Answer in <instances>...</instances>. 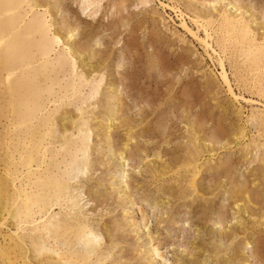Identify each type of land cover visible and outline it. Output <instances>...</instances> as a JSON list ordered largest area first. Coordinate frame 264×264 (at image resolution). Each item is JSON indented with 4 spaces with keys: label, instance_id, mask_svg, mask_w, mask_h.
I'll return each mask as SVG.
<instances>
[{
    "label": "rangeland",
    "instance_id": "obj_1",
    "mask_svg": "<svg viewBox=\"0 0 264 264\" xmlns=\"http://www.w3.org/2000/svg\"><path fill=\"white\" fill-rule=\"evenodd\" d=\"M37 1H41L39 8L34 7L33 11L27 7L30 15L45 17L50 36L58 32L64 35L60 34L61 42L50 56L51 61L59 55L68 60L65 71L57 75L61 81H57L63 86L70 83L73 68L76 74L92 80L91 84L84 80L85 85L74 97H66L56 87L59 100L56 103L54 97L46 98L45 110L40 116L57 112L59 119L65 111L79 115V108L83 109L85 116L81 120L89 126L88 168L66 179L72 193L81 197L79 201L83 200L80 202L89 224L97 227L99 239L102 236L100 253H111L107 264H228L233 256L237 258L234 264H264V224L260 221L264 214V126L258 120H251L253 113L264 114V82L257 83V75L243 64L244 58L238 56V49L230 45L220 29L224 15L237 13L243 17L240 19H247L245 24L253 28L251 35L257 39L255 43L261 44L264 0H220L219 3L148 0L143 4L141 0H96L87 11L82 5L84 0ZM183 21L200 38L208 39L217 53L195 38L183 26ZM68 35H73L70 43L66 41ZM77 46L83 47L85 56L72 59L70 53ZM93 51L97 58L91 61ZM219 54L225 60L239 101L228 92L222 79ZM88 62L93 64V69L86 66ZM91 70L95 71L92 75ZM92 85L101 90L94 97L89 95ZM185 91L191 95L188 103ZM112 120L116 126H112L111 141H107L105 129ZM195 120L203 123L202 133L210 137L207 145L218 136L219 128L226 129L225 138L231 137V142L238 134L237 129H244L246 133L229 146L224 138L215 144L214 152L205 151L199 161L204 173L197 179L198 190L204 198L198 199L189 182L192 173L162 172L166 163L174 166L186 156L193 142L187 127ZM2 121L0 132L5 134L1 130H6V120ZM130 130L134 138L127 150L126 137ZM49 148L54 149L53 145ZM55 148L59 149L60 143ZM120 153L125 156L124 162ZM121 180L129 186L135 205L123 196ZM244 183L258 197V203L250 204L251 212L240 214L232 203L239 185ZM98 184L102 187L100 196L94 190ZM219 184L222 186L217 189ZM91 192L93 196L88 197ZM168 198L173 200L172 204L156 206L160 199ZM58 212L81 216L78 210L66 209V206H56L54 213ZM106 224H113L111 241L104 231ZM233 232L237 233L235 245L229 240ZM147 237L154 240L152 247L160 254L155 261L150 255L152 247ZM113 244L117 247H112ZM211 248L216 256H211Z\"/></svg>",
    "mask_w": 264,
    "mask_h": 264
},
{
    "label": "bare ground",
    "instance_id": "obj_2",
    "mask_svg": "<svg viewBox=\"0 0 264 264\" xmlns=\"http://www.w3.org/2000/svg\"><path fill=\"white\" fill-rule=\"evenodd\" d=\"M219 1L220 0H215L214 2L219 3ZM96 2V0H84L83 3H81L86 10L91 8ZM140 2L143 4L147 3L148 0H141ZM39 4H41V1L38 3L37 0H0V122L6 120L4 123L6 130H1L6 133L3 134L0 132V264H107V261L111 259V253L107 255H105V253H100L102 246L100 241L102 236H100L99 239L100 234L96 229L97 227L93 228L92 225L89 224V218L84 212V206L81 205L80 202L83 200L79 201L80 196H75L72 193V186L69 180L66 179V176L73 178L72 175L75 172H82L84 169L88 168L89 159L86 158L89 154V144L87 141V138H89V126L86 122L81 120V117L85 116L83 109L79 108V115H74L72 112L65 111L64 114H61L59 119L57 112L40 116L45 110L44 103L46 102V98L49 99L54 97L55 102L59 100V92L56 87L59 86L60 92L64 93L66 97H74L85 85L83 84V82H85L84 80H86V84L90 83L92 80L85 79L83 74H76V68H73V72L71 73H74V77L70 83H66L63 86L61 82L57 81V79L60 78L57 75L65 71L68 60L64 55H59L51 61L50 56L55 51V47L61 42L60 37L64 35L60 33V36L57 31L58 33L52 35L53 37L50 36L47 26L48 23L44 19L45 17L35 14L30 15L27 7L32 10L34 7L39 8ZM42 5L44 4L42 3ZM234 6L237 7L236 5ZM49 10H51L50 7ZM241 17L239 14L237 15V13H235V15H224L220 29L221 32L228 37L227 41L231 43L230 45L238 49L237 52L239 55H237L244 58L243 64L249 66L251 70H253L254 75H257V83L261 84L264 82V41L261 44L256 42L258 45L255 43L257 39H253L251 35L253 28L245 24L247 19H240ZM183 26L192 32L196 36L195 38L198 37L208 49L217 53L210 41L200 38L197 33H194L186 25L185 21H183ZM70 32L74 34V32ZM72 36L73 35H68L67 40L64 38L67 43L72 41ZM259 36H264V32ZM208 38H211L210 34H208ZM82 48L78 46L73 48V52L71 51L70 53L73 55V57L71 56L72 59H81L83 55L85 56L84 53H86V51L82 50ZM94 51L90 53L91 61L97 58ZM84 62L82 61V63ZM86 66L92 67V69L94 68L91 62H88ZM219 66H221L222 69V79L228 86V92L238 100L240 97L234 91L228 70L226 69L225 60L221 55ZM93 73H95V71L91 70L90 74L92 75ZM59 80L61 81V79ZM99 90L98 86L92 85L89 95L94 97ZM55 91H57V94ZM184 97L187 99L186 103L191 100L190 93L186 91L184 92ZM242 98L245 99L244 97ZM254 119L258 120L260 122L259 124L264 126V114L253 113L251 120ZM124 122L126 123V121ZM111 123L112 124H109L105 129L107 141H111L112 126H116L114 121ZM189 124L191 125H188L187 128L192 132L190 136L193 137V142L187 150L186 156L183 155L184 157L182 156L180 161L174 166L172 165L173 167L168 166L169 163H166L167 167L165 165L166 168H164L162 172L167 174H172L171 172H173V174L176 175L184 170L185 172L192 173V178H190L191 181H189L190 179L188 181L197 195L196 196L194 193L195 197L198 199V197H203L197 186L198 176L203 172V166L199 161L205 151L214 152L216 148L215 144L221 142L227 134L225 132L226 129L223 130V128H219L217 131L218 136L213 135L214 138L210 139L212 141L207 145L210 137L207 138L206 135L202 133L204 128L203 123L201 122L200 124L199 120H195L194 123L190 122ZM132 132L130 130L126 137L128 141L125 144V148L127 150L130 147V141L134 138ZM75 133L77 135H75ZM237 133V135H234L233 142L240 141L246 134L245 130L240 128L239 130L237 129ZM73 136H76L75 139L70 141ZM225 139V141H227V146L233 143L231 142L232 140H229L232 139L231 137ZM58 143H60V148L56 149L55 145ZM211 144L212 146H210ZM49 145H53L54 149L50 150ZM110 148L111 147H109V149ZM120 154L121 161H123L125 156L123 153ZM157 157L159 158L160 156L158 155ZM158 161L159 160H157V162ZM62 167H64V169L63 172L60 173L59 171ZM184 171L183 174H185ZM121 181L123 185V196L135 205V201L131 198L128 191L129 186L124 180ZM220 186L222 185L219 184L216 188L220 189ZM239 186V189L237 187L238 190L234 194L232 204H235L234 206L238 213L246 214L251 212V203H258V197L256 196L257 198H255L254 192H252L253 190L251 189V191L247 184ZM101 188V185L98 184L96 189H94L96 194L101 192ZM90 194L88 197L93 196L92 192ZM98 196L100 195L98 194ZM171 201L173 202L171 198H168V200L160 199L156 202V206L160 204L168 205ZM56 206H66V209L70 210L76 209L81 216H70L68 212H65L64 215L60 212L54 213ZM143 215L145 222L146 215L144 213ZM167 219L165 218V220ZM261 220H263L262 222L264 224V214L262 218L260 217V221ZM258 221L259 219L255 220L256 223H258ZM112 226L113 224H106L105 228L103 227L109 239L112 234ZM240 226H243V223H240ZM4 228H6L7 231H5ZM247 229L248 228H245L246 231ZM242 233L244 234V232ZM225 234L226 233L223 232V235ZM236 234L237 233L233 232L229 236V240H232L230 241L231 245L234 244V236ZM147 238H149L148 240L152 247L154 240L151 237ZM109 241H111V239ZM110 243L112 244V242ZM77 245H81V247L79 246V248H77ZM112 247H117V245L113 244ZM210 250H212V248ZM215 253L216 252L213 250L210 251L211 256L215 255ZM150 255L154 256L152 257L154 261L155 258L157 259L160 257L157 249L153 247L150 250ZM234 257L235 256L229 259L228 264H234L236 262L237 258Z\"/></svg>",
    "mask_w": 264,
    "mask_h": 264
}]
</instances>
